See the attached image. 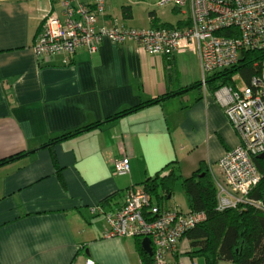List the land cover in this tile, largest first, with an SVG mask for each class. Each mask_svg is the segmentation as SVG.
<instances>
[{
  "label": "crops",
  "instance_id": "0c3cea01",
  "mask_svg": "<svg viewBox=\"0 0 264 264\" xmlns=\"http://www.w3.org/2000/svg\"><path fill=\"white\" fill-rule=\"evenodd\" d=\"M62 1L0 0V264H142L134 238L109 236L107 215L124 206L132 189L161 171L167 175V165L190 178L237 147L240 137L207 89L111 119L201 81L200 60L193 52L173 55L175 77L165 56L105 40L94 55L79 50L43 61L33 45L44 16L60 14ZM124 7L130 0H107L99 27L147 29L152 14L178 22L152 12L135 26ZM123 156L131 172L117 175L114 165ZM172 207L184 211L177 203L163 208ZM186 241L167 264H180Z\"/></svg>",
  "mask_w": 264,
  "mask_h": 264
},
{
  "label": "built area",
  "instance_id": "2783aa9c",
  "mask_svg": "<svg viewBox=\"0 0 264 264\" xmlns=\"http://www.w3.org/2000/svg\"><path fill=\"white\" fill-rule=\"evenodd\" d=\"M106 1L63 0L60 14L44 16L33 45L35 55L46 62L57 54L73 55L79 50L94 55L105 40L117 45L135 43L150 55L193 52L200 60L205 90L208 75L230 69L242 53L264 51V0H157L159 7L178 8L190 20L180 30L99 27ZM215 95L241 141L209 167L217 188V210L246 205L262 209L249 194L262 179L254 159L264 160L259 158L264 155V62L260 76L250 85L223 87ZM130 172L128 157L115 162V174ZM205 218L204 213L184 212L179 207L163 208L142 188H135L117 213L107 215V222L111 237L148 238L153 264H167V255L176 252L181 238ZM85 264L96 262L89 259Z\"/></svg>",
  "mask_w": 264,
  "mask_h": 264
},
{
  "label": "trees",
  "instance_id": "16d2710c",
  "mask_svg": "<svg viewBox=\"0 0 264 264\" xmlns=\"http://www.w3.org/2000/svg\"><path fill=\"white\" fill-rule=\"evenodd\" d=\"M174 10L176 12L179 11ZM131 11V7L123 8L125 18L129 19L132 17ZM152 18L149 28L155 30H180L191 24L188 18L180 19L175 24L162 22L155 14H152ZM165 58L170 63L169 74H173L176 77V70L173 68L174 56H165ZM263 62L264 51L242 53L239 62L230 69L208 75L206 78V89L209 93L215 94L223 87L235 88L236 85L233 78L237 75L242 78L244 84L250 85L254 77L260 76ZM192 91H203L201 81L191 86L180 88L174 93L167 92L161 97L142 103L139 107L125 109L111 119L122 118L141 108L160 104L176 96H184ZM199 100L197 99L196 102ZM98 126L99 124H94L73 132L61 134L58 138L53 139L51 144L59 143L66 138L76 136ZM254 162L262 174V179L249 194V199L254 202H260L263 206L262 209L246 205L218 211L217 188L208 166L204 163L190 178H181L178 173L179 168L174 164H169L167 167H171V170H169L170 172L167 175L161 176L163 172L161 171L156 177L142 183L141 188L149 194L150 198L153 200L155 197L159 201L156 204L165 207L161 205V201L172 195L174 184L177 181H181L190 211L204 213L205 220L181 238V240H187L190 245V249L184 254L192 261L198 258L203 259L204 264H221L223 262L231 264H264V160L254 159ZM134 240L141 257V263L153 264L152 256L145 253L142 248L143 239L135 237Z\"/></svg>",
  "mask_w": 264,
  "mask_h": 264
},
{
  "label": "rangeland",
  "instance_id": "374dc122",
  "mask_svg": "<svg viewBox=\"0 0 264 264\" xmlns=\"http://www.w3.org/2000/svg\"><path fill=\"white\" fill-rule=\"evenodd\" d=\"M156 0H130V7L133 12V20H131L132 25L138 26V25H143L144 23L147 22L148 17L150 14L156 13L160 18H162L164 21L168 22H176L179 20V18H183V14H180L178 17L173 16L168 10L170 9L169 7H159L156 3ZM178 9V8H175ZM187 18V17H184ZM235 80V85L238 87H242L244 85V81L242 78L237 75L233 78ZM171 196V195H170ZM154 203H159V201L154 197L153 198ZM174 204H180L183 207L184 211H188L189 204H188V199L187 196L185 195L181 181H177L174 186H173V193L171 199L163 200L161 201V205H168V203ZM187 242V241H186ZM190 249V245L188 243L185 244L183 248V252L188 251ZM181 261L180 264H192L189 258L184 255H181ZM194 264H204L203 259H195L193 260ZM221 264H231V263H226L223 262Z\"/></svg>",
  "mask_w": 264,
  "mask_h": 264
},
{
  "label": "water",
  "instance_id": "95a60500",
  "mask_svg": "<svg viewBox=\"0 0 264 264\" xmlns=\"http://www.w3.org/2000/svg\"><path fill=\"white\" fill-rule=\"evenodd\" d=\"M259 158L264 159V155H261ZM142 248L145 251V253H147L150 256L152 255L151 244H150V240L148 238H144L142 240Z\"/></svg>",
  "mask_w": 264,
  "mask_h": 264
}]
</instances>
